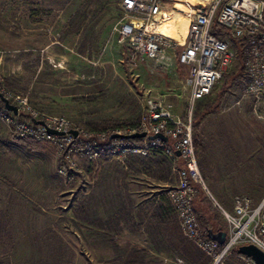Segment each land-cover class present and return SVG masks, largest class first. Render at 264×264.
Here are the masks:
<instances>
[{
  "label": "rangeland",
  "instance_id": "rangeland-1",
  "mask_svg": "<svg viewBox=\"0 0 264 264\" xmlns=\"http://www.w3.org/2000/svg\"><path fill=\"white\" fill-rule=\"evenodd\" d=\"M182 1L189 9L197 4ZM116 2L0 0V91L26 97L42 116H64L91 131L136 124L145 105L128 76L124 46L111 33L120 17ZM221 37L237 49L234 39ZM241 59L214 88L211 99L221 91L218 109L193 127V140L205 147H195L203 180L226 209L235 194L254 204L264 195V99L250 93ZM171 77L147 83L168 92L174 112L185 117L187 92ZM215 122L217 133L205 129ZM16 140L0 120V264H126L134 246L147 252L139 264H191L199 254L169 203L177 177L163 151L124 162L79 160L67 176L51 144L31 151ZM197 199L226 229L209 195L201 189ZM235 254L228 251L218 264H246Z\"/></svg>",
  "mask_w": 264,
  "mask_h": 264
},
{
  "label": "built area",
  "instance_id": "built-area-1",
  "mask_svg": "<svg viewBox=\"0 0 264 264\" xmlns=\"http://www.w3.org/2000/svg\"><path fill=\"white\" fill-rule=\"evenodd\" d=\"M198 4L203 11L197 6L196 14L189 17L163 0L118 1L120 17L112 24L111 33L124 46L128 76L145 105V112L135 125L91 131L64 116H42L27 105L26 97L6 90L0 94L17 107V112L7 110L0 99V120L16 139L51 144L60 158L58 171L67 176L76 170L79 160L124 162L132 154L147 156L163 151L174 162L177 180L167 195L181 232L213 264H218L225 253L240 245L253 244L264 252V195L254 205L247 194H235L231 209H226L210 194L196 157L192 110L197 100L211 94L237 57V49L213 32L214 24L234 40L245 39L249 91L264 99V48H260V41H264V0H198ZM1 56L0 53V60ZM176 65L183 69V77H178L179 88L187 92L189 108L184 118L174 112V105L164 92L144 85L140 75L141 69L150 75H166ZM135 132H145L146 136L111 137L113 133ZM157 133L166 135L171 145L159 138H147ZM176 151L182 166L175 164ZM198 188L209 195L226 223L222 249L218 248V241L208 238L199 228L193 207Z\"/></svg>",
  "mask_w": 264,
  "mask_h": 264
},
{
  "label": "trees",
  "instance_id": "trees-1",
  "mask_svg": "<svg viewBox=\"0 0 264 264\" xmlns=\"http://www.w3.org/2000/svg\"><path fill=\"white\" fill-rule=\"evenodd\" d=\"M212 30L218 36L225 34V30L217 24L213 25ZM235 42L237 45V56H239V59H241V55L243 52L242 50L246 44L245 39L235 40ZM260 48H264V41L263 40L260 41ZM240 63H241L240 70L242 71L245 68V62L242 61V59H241ZM220 92L221 91L218 92V97L216 96L213 99H211L209 96H207V97L205 96V97H203V98H201L195 102L193 110H192V126L194 128L197 127L198 123L204 117V115L206 113L215 112V110H216L215 104H216L217 99L219 100ZM16 141L18 144L25 146L28 150H31V151L42 150L46 146V144L34 141L30 138L17 139ZM168 144L171 145V142L169 141ZM194 145L196 148H200L202 151H205L204 145L202 143H200L196 138L194 139ZM163 166H164L163 163L157 164L156 170L161 172L163 170ZM177 166H182V164H179V165L177 164ZM199 192H201V189L198 188L197 194H196L194 201H193L194 212H195V216H196L199 228L203 232H205V235L208 238H210L211 236H215L216 234L219 235L221 232L226 233V229H224L223 226L219 224V222H218V220L214 214H212L211 218H209V216H206L205 213L196 206L197 200H198L197 196L199 195ZM223 244H219L218 248L222 249ZM232 250H234V252H236V248H233ZM145 254H147L145 249L138 247V246H134L133 248H131L129 250L128 255H127V259L125 260V263L126 264H139L141 262L142 255H145ZM203 256H205L203 253H202V255L201 254H198L196 256L194 255L195 258H192L191 264H206L204 259L202 258Z\"/></svg>",
  "mask_w": 264,
  "mask_h": 264
},
{
  "label": "crops",
  "instance_id": "crops-1",
  "mask_svg": "<svg viewBox=\"0 0 264 264\" xmlns=\"http://www.w3.org/2000/svg\"><path fill=\"white\" fill-rule=\"evenodd\" d=\"M117 2H116V4H118V1L119 0H116ZM164 1V3L165 4H170V5H172V4H174L176 7H178L180 10H182L184 13H186L187 14V16H189V17H193L195 14H196V12H197V5H198V0H194L197 4H195V6L194 7H192V8H187V6H186V4H184V2L182 1V0H163ZM199 9V8H198ZM181 70H183L181 67H179L178 65H176V67L174 68V69H172L171 71H170V75L172 76L171 77V79H173L174 81V83L175 82H177V84H178V77H183V74H182V72H181ZM140 75H141V80H142V82L144 83V85H146V83L148 82V81H151V80H154V81H156V82H158L159 81V79H160V77H165L166 75L165 74H159V73H156V74H148V73H146V71L145 70H143V69H141L140 70ZM218 84V82L216 83V85ZM215 85V86H216ZM147 87H155V86H157V84H155V83H153V84H148L147 83V85H146ZM215 86H214V88H215ZM214 88H213V90H212V92H211V94L210 95H208L209 97H211V95H212V93L214 94ZM179 90H180V88H179ZM165 93V92H164ZM167 96V99L169 100V101H171V99L169 98V93L168 92H166L165 93ZM183 94H184V92H183ZM185 95V94H184ZM218 97V92H216L215 93V96L214 97ZM186 97H187V95H186ZM207 97V96H206ZM172 102V101H171ZM173 103V102H172ZM173 105H174V103H173ZM216 109H218V99H217V101H216ZM175 106V105H174ZM174 109H175V107H174ZM175 111V110H174ZM178 114V113H177ZM178 115H180V114H178ZM181 117L182 118H184V116H182L181 115ZM206 130L208 129V130H210V133L212 132V131H214L215 133H217L218 132V122H215V123H213L212 124V126H209V127H206L205 128ZM205 130V131H206ZM214 135H217V134H214ZM195 139V138H194ZM197 139V138H196ZM175 155H176V164L178 163V165L179 164H182V160L181 159H179L178 158V155L176 154V152H175ZM110 162V161H109ZM174 164V163H173ZM174 167V166H173ZM13 190V189H12ZM8 193V192H7ZM11 193H12V191H11ZM253 202V201H252ZM254 204V203H253ZM255 205V204H254ZM231 206H232V203H230V205H229V207L231 208ZM172 208V207H171ZM173 209V208H172ZM174 212V211H173ZM196 247V246H195ZM197 248V247H196ZM198 249V248H197ZM199 254H201L202 255V253H201V251L198 249V250H196ZM236 254V256H238L239 258H241L242 260H244L245 262H246V264H252V263H250L249 262V259H247V257H245V256H243V255H241V254H238L237 252H235ZM155 255H157V256H159V252L158 253H156ZM162 257V256H161ZM203 259H204V261H205V263L206 264H211V261H210V259H208L207 257H205V256H203L202 257Z\"/></svg>",
  "mask_w": 264,
  "mask_h": 264
},
{
  "label": "water",
  "instance_id": "water-1",
  "mask_svg": "<svg viewBox=\"0 0 264 264\" xmlns=\"http://www.w3.org/2000/svg\"><path fill=\"white\" fill-rule=\"evenodd\" d=\"M200 11H203V7H201L199 4L197 5ZM0 99L3 101L4 106L7 110H11L14 113L17 112V107L10 104L8 102L7 99H5L1 94H0ZM37 123H42V121H36ZM50 132H55L52 129H49ZM71 132L73 134H76L75 130H71ZM118 136H123V137H128V138H134V137H144L146 136L145 132H135V133H131V134H126V135H119L116 133H113L111 135V137H118ZM148 139H155V138H159L161 140H163L164 142H168L169 139L166 135H163L162 133H157V134H153V135H147ZM176 154L179 155V151H176ZM210 238L218 241L219 244H223L225 242V238H226V233L225 232H221L219 235L216 234L215 236H211ZM236 252L238 254H241L247 258H250L254 264H264V252L261 251L259 248H257L255 245L253 244H244V245H240L238 247H236Z\"/></svg>",
  "mask_w": 264,
  "mask_h": 264
}]
</instances>
